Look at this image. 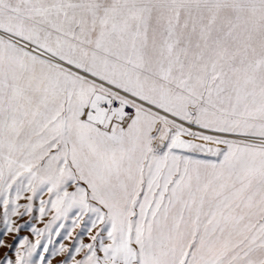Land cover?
I'll use <instances>...</instances> for the list:
<instances>
[{"label":"snow or ice","instance_id":"obj_1","mask_svg":"<svg viewBox=\"0 0 264 264\" xmlns=\"http://www.w3.org/2000/svg\"><path fill=\"white\" fill-rule=\"evenodd\" d=\"M37 198L0 264H264V0H0L7 233Z\"/></svg>","mask_w":264,"mask_h":264},{"label":"rangeland","instance_id":"obj_2","mask_svg":"<svg viewBox=\"0 0 264 264\" xmlns=\"http://www.w3.org/2000/svg\"><path fill=\"white\" fill-rule=\"evenodd\" d=\"M47 197H45L46 199ZM38 199L34 202V209L33 212L29 214H24L21 217H12V219L15 221V226L19 228V232H13V233H7L5 229V225L3 222V212L2 208H0V241H3L5 245H15L18 246V238H27L30 243H34L36 240L35 234L32 232V228L37 229H44L45 224H47L51 220V215H46L44 220L41 221L39 218V203ZM65 223V229L61 230V235L57 237L55 235V228L56 224L53 225V234L51 236L52 244L49 245V253L45 254L43 253V248H38L36 252L33 253L32 260L34 261V264H39V256L40 255H46L48 259L53 260V264H56V258L52 257L50 253L58 248L60 243H64L65 245H69L70 241L64 239V236L66 234V231L71 228V218L68 221H62ZM60 222H57V224ZM74 237L76 235L83 236L85 242H88L87 236L82 232L80 228L76 229V232L73 234ZM41 245H44L48 241V233L45 232L44 236L41 238ZM14 248H8L3 247L0 248V259H3L5 255H11L12 259L14 260Z\"/></svg>","mask_w":264,"mask_h":264}]
</instances>
